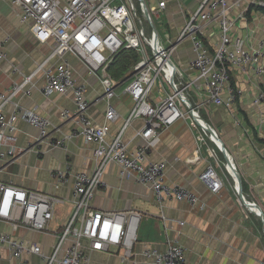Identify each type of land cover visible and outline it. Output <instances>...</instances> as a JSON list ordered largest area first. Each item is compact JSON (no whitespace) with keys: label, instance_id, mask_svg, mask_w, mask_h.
<instances>
[{"label":"built area","instance_id":"1","mask_svg":"<svg viewBox=\"0 0 264 264\" xmlns=\"http://www.w3.org/2000/svg\"><path fill=\"white\" fill-rule=\"evenodd\" d=\"M1 1L18 7L20 21L30 23L31 32L39 42L49 43L48 58L62 57L65 53L76 57L86 72L97 78L102 88L101 97L107 103L103 123L93 122L88 114L86 85L76 82L67 61L56 66L39 64L33 72L23 75L20 82H15L8 94L0 93V147L6 146V149H0V159L10 160L21 151L14 134L17 119L38 129L33 147L39 148L47 139L52 125L50 120L40 116L35 109L21 107L16 101L18 95L30 93L33 77L38 72L43 75L42 93L45 97L70 92L74 105L71 110H60V118L71 121L73 129L53 141V146L62 148L75 136L96 144L91 172L73 173L68 163L63 169L51 172L55 187L72 177L74 212L48 253H43L35 243L0 231V248L9 252L11 264H25L24 252L39 255L44 264H91V251L108 252L113 246H122L123 256L131 257L141 213L136 210L102 211L90 204L95 190L103 183L104 170L111 162L118 166L120 177L133 178L147 185L158 202L175 199L195 205L199 201L195 193L179 184H167L164 164L148 160L149 152L159 143L163 131L179 120L185 121L194 133L196 147L189 161L199 159V154L207 146L206 138L222 152L217 132L201 116V104L191 100L190 87L204 90L205 100L202 102L231 110L243 90L232 83L230 69L235 68L247 79L259 80V91L252 103L263 107L257 126L264 130V40L247 48L245 41L233 34L238 20L244 19V14L233 15L232 12L239 6V0H201L196 10L188 15L176 40L177 44L189 39L192 44L194 57L190 68L197 71V75L188 82L183 81L181 72L171 60L176 44H162L155 26L154 17L165 9L164 0H156L155 5H148L145 0ZM259 4L264 7V2ZM213 20L218 24V43L210 50L204 39L207 24ZM2 47L3 41L0 40V57L5 55ZM123 50H133L138 60L131 73L122 81H116L108 68ZM121 85H124L123 93L130 97L132 105L120 130L108 140L109 123L119 116L109 101L116 96L115 90ZM154 87L159 98L152 102L149 97ZM7 103L12 104L13 109L4 115L3 107ZM136 119L142 121L137 134L143 144L135 152H130L123 141V133ZM235 124L238 126L239 122L235 120ZM206 125L212 133L207 132ZM207 152L214 162L208 164L198 177L207 190L217 193L222 188L223 179L230 178L240 203L258 215L259 212L251 207L255 203L247 202L242 194L239 195L236 168L228 152H222L224 161L212 148H207ZM63 202L64 199L52 194L0 182V220L9 222L14 229L46 231L54 205ZM142 254L143 261L131 260L130 264H185L184 249L177 242H170L163 251L147 248ZM1 261L0 253V264Z\"/></svg>","mask_w":264,"mask_h":264},{"label":"crops","instance_id":"2","mask_svg":"<svg viewBox=\"0 0 264 264\" xmlns=\"http://www.w3.org/2000/svg\"><path fill=\"white\" fill-rule=\"evenodd\" d=\"M200 1L164 0L165 9L156 16L161 20V30L165 34L164 45L176 44L188 15L196 10ZM259 2L264 0H239V6L232 11L233 15L244 14V19L240 18L236 23L233 34L241 37L247 48L255 47L260 40H264V7ZM19 12L18 7L0 2V40L3 41L2 51L5 54L0 57V93L8 94L15 82H20L23 75L33 72L39 64L56 66L67 61L76 82L86 85L89 117L93 122L103 123L107 103L101 97L102 88L97 78L89 75L83 64L69 53L48 58L49 43L35 38L30 23L20 21ZM218 31L216 20L207 24L204 43L210 50L218 43ZM172 56L173 64L186 80L196 79L197 71L190 68L194 52L189 39L177 43ZM230 75L232 83L243 90L231 110L202 102L205 100L203 89L192 86L193 91L189 95L192 101L203 106L207 121L204 120L216 130L231 156L240 177L244 200L255 203L264 216V130L257 126L263 107L252 103L259 91L260 81L253 77L247 79L235 68L230 69ZM43 85V75L38 72L33 77L30 93L18 95L16 101L21 107L35 109L40 116L50 120L52 125L47 139L39 148L33 147L38 129L17 119L14 134L21 151L10 160L0 159V182L52 194L64 199V202L54 205L53 217L48 221L46 231L23 227L14 229L5 220H0V231L35 243L43 253H48L74 212L72 177L65 184L55 187L51 172L63 169L67 163L73 173L91 172L95 164L93 149L96 144L82 136H75L62 148L53 146V141L73 129L71 121L60 118V110H71L74 105L70 92L45 97ZM115 93L109 104L119 116L109 123L108 140L120 130L132 105L130 97L122 89L117 87ZM158 98L154 92L149 100L154 102ZM12 109V104H5L3 114L8 115ZM235 120L239 122L238 126ZM141 127L142 121L136 119L123 133V141L130 152H135L143 144L137 134ZM206 141L207 146L199 154V159L189 161L196 147L194 133L185 121L179 120L163 131L161 140L148 154L149 161L164 164L167 184L182 185L198 196L199 201L195 205L175 199L158 202L147 185L133 178L120 177L119 168L113 162L106 166L103 183L95 190L91 206L102 211L136 210L141 213V219L130 258L123 256L122 246H113L108 252L91 251V264L143 261L142 252L145 249L154 247L163 251L170 242H177L183 247L185 264H264V224L254 210L240 203L232 180L223 179L222 188L217 193H211L198 178L207 165L214 162L207 148H212L224 161L218 147L207 138ZM0 149H6V146ZM0 253L2 264L12 263L6 248H0ZM22 257L25 264H44L42 258L34 253L24 252Z\"/></svg>","mask_w":264,"mask_h":264},{"label":"trees","instance_id":"3","mask_svg":"<svg viewBox=\"0 0 264 264\" xmlns=\"http://www.w3.org/2000/svg\"><path fill=\"white\" fill-rule=\"evenodd\" d=\"M132 51H121L119 53L120 55L125 53L123 58L121 56V59H113L108 68V71L113 79L119 80L121 78H124L130 67H132L137 62L138 58L136 54L132 53Z\"/></svg>","mask_w":264,"mask_h":264},{"label":"rangeland","instance_id":"4","mask_svg":"<svg viewBox=\"0 0 264 264\" xmlns=\"http://www.w3.org/2000/svg\"><path fill=\"white\" fill-rule=\"evenodd\" d=\"M146 2H147V4L148 5H151V4H156V0H145ZM154 17V16H153ZM160 21L161 20H159L158 18H156V17H154V22H155V25H156V29H157V32H158V35H159V38H160V41H161V43L162 44H164V42H165V34H164V32L161 30V24H160ZM123 51H132V50H123ZM132 53L133 54H135L134 53V51H132ZM128 54V53H127ZM125 55V53L124 54H122V55H117L116 56V58L115 59H121V56H122V58H123V56ZM137 56V55H136ZM137 58H138V56H137ZM131 59V58H130ZM171 59H172V61L174 62V60H173V56L171 57ZM134 66V65H133ZM133 66L132 67H130V69H129V71L125 74V77L129 74V73H131V71H132V68H133ZM124 77V78H125ZM182 77H183V75H182ZM124 78H121V79H119L118 81H122ZM183 81L184 82H188V80H186L184 77H183ZM167 86V85H166ZM123 87H124V85H121L120 87H118V90H121V89H123ZM168 87V86H167ZM169 88V87H168ZM155 87L153 88V93L155 92ZM193 91V88H190L189 89V92H192ZM197 100L199 101V98L197 97ZM205 114H206V111H205V109L203 108V106H201V116H202V118L203 119H205L206 120V116H205ZM207 121V120H206ZM216 131V130H215Z\"/></svg>","mask_w":264,"mask_h":264},{"label":"water","instance_id":"5","mask_svg":"<svg viewBox=\"0 0 264 264\" xmlns=\"http://www.w3.org/2000/svg\"><path fill=\"white\" fill-rule=\"evenodd\" d=\"M144 12L147 13V9H146L145 6H144ZM206 126H207L206 127L207 132L208 133H212L211 128L208 125H206ZM218 141L220 143V147H221L222 152L225 153L226 149H225L222 141L220 139ZM236 179H237V184H238V189H239V195H241L242 194V190H241V184H240V177H239V175L237 173H236ZM251 207H253L254 209H256L259 212V209H258L257 205H251ZM258 216H259V218L262 220V222L264 224V216L261 214V212H259Z\"/></svg>","mask_w":264,"mask_h":264},{"label":"bare ground","instance_id":"6","mask_svg":"<svg viewBox=\"0 0 264 264\" xmlns=\"http://www.w3.org/2000/svg\"><path fill=\"white\" fill-rule=\"evenodd\" d=\"M220 144V143H219Z\"/></svg>","mask_w":264,"mask_h":264}]
</instances>
